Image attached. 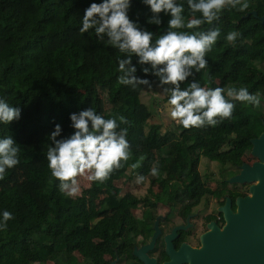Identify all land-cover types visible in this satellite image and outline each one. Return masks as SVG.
Returning a JSON list of instances; mask_svg holds the SVG:
<instances>
[{
  "label": "trees",
  "instance_id": "obj_1",
  "mask_svg": "<svg viewBox=\"0 0 264 264\" xmlns=\"http://www.w3.org/2000/svg\"><path fill=\"white\" fill-rule=\"evenodd\" d=\"M90 2L0 0V97L22 109L19 121L9 127L0 125V135H13L20 144V163L0 180V210L13 214L0 230V264L50 260L69 264L68 259H59L62 251L83 264H105V254L114 251L117 239L133 232L137 222L130 215L135 207L156 205L159 199L180 202L183 212L191 211L206 193L220 188L211 174L202 178L201 158L215 162L222 175L227 165L242 163L251 140L264 130V109L238 102L232 118L216 126L183 129L177 125L176 131H163L156 117L158 101L147 106L141 99L144 89L118 83V53L94 34L78 33L80 17ZM254 11L264 15V0H249L244 13L224 10L221 35L207 53V69L197 77L203 86L264 89V70L256 65L264 62V23ZM148 14L146 6L134 0L130 17L143 22ZM234 30L241 36L233 46L224 36ZM163 101L166 105L167 96ZM88 107L106 118H127L131 156L105 181H91L80 195L68 198L57 190L47 168L45 134L54 123L62 125L63 135L70 134L69 113ZM137 161V168H131ZM153 162L158 165L157 176L149 173ZM129 171L131 176L143 174L149 179L145 195L124 192L120 180ZM117 190L122 196L111 202L109 195ZM100 196L107 209L93 201Z\"/></svg>",
  "mask_w": 264,
  "mask_h": 264
},
{
  "label": "clouds",
  "instance_id": "obj_2",
  "mask_svg": "<svg viewBox=\"0 0 264 264\" xmlns=\"http://www.w3.org/2000/svg\"><path fill=\"white\" fill-rule=\"evenodd\" d=\"M133 2L91 0L78 26L79 34H94L98 42L118 53L116 70L120 85L132 90L153 89L155 85L167 96L168 115L183 129L212 127L231 119L238 102L241 106L264 109V89L258 87L251 92L243 85L207 87L197 78L207 69V53L221 35L222 13H244L249 0H140L150 13L143 22L139 17H130ZM150 26H155L154 30ZM240 36L234 30L227 32L224 39L234 46ZM97 89L101 90L99 86ZM21 114V107L0 97V125L9 127L21 119ZM69 120L73 129L70 134L63 135L60 123H54L45 134L48 147L44 155L57 190L74 198L81 192L78 177L102 183L129 160L130 122L123 115L106 118L93 107L69 113ZM19 145L13 135H0V180L20 163ZM138 163L130 167L135 169ZM149 173L159 174L156 162ZM145 179L138 174L135 183L140 185ZM12 219V212L0 210V230Z\"/></svg>",
  "mask_w": 264,
  "mask_h": 264
},
{
  "label": "flooded vegetation",
  "instance_id": "obj_3",
  "mask_svg": "<svg viewBox=\"0 0 264 264\" xmlns=\"http://www.w3.org/2000/svg\"><path fill=\"white\" fill-rule=\"evenodd\" d=\"M226 148L228 149L229 145H226ZM254 161H257V158L251 155L250 147L245 153L241 164L227 165L224 174L222 173L223 176L221 173L215 176L211 175L212 178L216 177L213 179L214 181H219L218 185L220 188L213 189L211 193H206L201 202L191 207V211L186 212L184 210V213L180 202L173 201L172 204H169L159 199L155 200L156 205H147L146 203L141 207H135L131 211L132 215H130L137 222L133 232L128 236L122 235L117 239V247L114 251L105 254V264H145L134 253L136 249L139 251L144 245L150 244L153 238H155V243L153 248L147 251L148 256L154 259L155 264H163L169 261V255L166 250V236L171 233L173 228L178 226L183 228L178 229L177 235L171 237L170 244L173 250L181 249L182 244L199 248L201 246V235L208 230L209 223L216 222L220 228L225 224L223 213L218 211V208L230 198V209L235 212L237 210V198L245 197L249 194L250 184L231 182L229 178L239 173L240 166L243 163L252 164ZM231 171H234L235 174L228 176V172ZM208 176L210 175H206L204 178ZM124 177L120 180V184L122 185L123 183V188H125L128 179V176ZM132 177L131 175L129 176L130 179ZM213 180L212 182H214ZM157 190L158 188L156 187ZM115 192H117V196H122L118 190ZM124 192L133 193L126 189H124ZM116 200L115 202H117ZM107 208L108 205L105 208L101 207V209ZM126 241H129L127 245ZM252 243L256 246V240ZM246 260L249 262L247 263ZM241 264H253V258L245 245H243Z\"/></svg>",
  "mask_w": 264,
  "mask_h": 264
},
{
  "label": "water",
  "instance_id": "obj_4",
  "mask_svg": "<svg viewBox=\"0 0 264 264\" xmlns=\"http://www.w3.org/2000/svg\"><path fill=\"white\" fill-rule=\"evenodd\" d=\"M254 14L264 23V15L258 16L256 11ZM251 155L257 161L243 163L239 173L229 178L231 182L250 184L249 194L237 198V210L230 209L231 200L228 198L218 208L223 213L225 224L220 228L216 222L209 223L208 230L201 235L199 248L182 244L181 249L173 250L171 237L183 227L173 228L166 236L169 261L163 264H241L243 245L248 248L253 264H264V130L251 140ZM254 240L257 247L252 243ZM154 243L155 238L139 251L135 250L134 254L145 264H155L147 254Z\"/></svg>",
  "mask_w": 264,
  "mask_h": 264
},
{
  "label": "rangeland",
  "instance_id": "obj_5",
  "mask_svg": "<svg viewBox=\"0 0 264 264\" xmlns=\"http://www.w3.org/2000/svg\"><path fill=\"white\" fill-rule=\"evenodd\" d=\"M256 65H258L259 67H261L264 70V62H257ZM165 96L166 95L164 93H162L159 88L153 87V89H144L142 96H141V99L147 106H150V107H151V105L155 106V101H158V103H160V105H157L158 103L156 104V110L158 113V115L156 117L158 118L160 123L163 125V127H164L163 131H176V127L178 124L175 121H173L171 119V117L168 115L167 107L165 105V102L163 101ZM150 122H152V121H150ZM208 162L211 164H207ZM199 171H200L203 179L208 174H211L214 176L219 174L218 173V166L215 164V162H210L209 159H206L204 157L201 158L200 165H199ZM233 172L234 171L228 172V174H231ZM126 174H127L126 176H128V179H127V183H126L124 189H126L127 191L133 192L137 196L145 195L147 187L149 185V180L146 179L142 184L137 185L135 183L136 174H133V177L131 179L129 178L130 171ZM214 178H216V177H214ZM124 179H126V177H124ZM78 182L81 186L80 194L82 193L83 189L88 188L91 184V181H88L85 177H78ZM116 197H117V192H113L112 194L109 195L111 202L116 200ZM93 201L96 202V206L103 207V208H105V206H106L105 198L103 196L93 198ZM62 253L63 254L59 257V259H61L63 261H66L68 259L69 264H83L84 263L83 261L76 260V258L70 259L64 251H62ZM72 255H74V254H72ZM56 263L57 262H54L52 260L46 262V264H56ZM35 264H42V263L36 262Z\"/></svg>",
  "mask_w": 264,
  "mask_h": 264
}]
</instances>
